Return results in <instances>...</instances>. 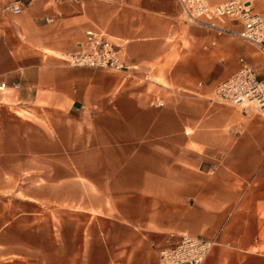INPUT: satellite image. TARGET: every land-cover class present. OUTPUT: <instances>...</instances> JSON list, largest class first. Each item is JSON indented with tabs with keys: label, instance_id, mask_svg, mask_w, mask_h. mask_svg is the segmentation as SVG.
<instances>
[{
	"label": "crops",
	"instance_id": "crops-1",
	"mask_svg": "<svg viewBox=\"0 0 264 264\" xmlns=\"http://www.w3.org/2000/svg\"><path fill=\"white\" fill-rule=\"evenodd\" d=\"M89 28L127 72L64 60ZM240 57L264 76L178 0H0V194L79 236L66 264H158L182 234L217 240L202 264H264V116L212 99Z\"/></svg>",
	"mask_w": 264,
	"mask_h": 264
},
{
	"label": "built area",
	"instance_id": "built-area-1",
	"mask_svg": "<svg viewBox=\"0 0 264 264\" xmlns=\"http://www.w3.org/2000/svg\"><path fill=\"white\" fill-rule=\"evenodd\" d=\"M178 3L183 22L241 40L264 56V12L255 10L250 0L220 3L178 0ZM5 9L20 12L19 5L8 4ZM84 37L82 49L64 59L68 64L121 72L131 68L121 57V46L101 30L89 28ZM238 61L237 71L215 85L212 99L236 107L245 117L264 116V76L244 57ZM5 87V82H1L0 88ZM11 87L17 89L19 84L13 83ZM153 104L164 103L155 99ZM216 244L215 238L182 234L174 243L159 249L158 264H202Z\"/></svg>",
	"mask_w": 264,
	"mask_h": 264
},
{
	"label": "rangeland",
	"instance_id": "rangeland-1",
	"mask_svg": "<svg viewBox=\"0 0 264 264\" xmlns=\"http://www.w3.org/2000/svg\"><path fill=\"white\" fill-rule=\"evenodd\" d=\"M250 1L254 8L264 2ZM22 207L12 195L0 194V264H66L75 252L66 246L76 245L79 236L52 234L49 219L19 218Z\"/></svg>",
	"mask_w": 264,
	"mask_h": 264
}]
</instances>
